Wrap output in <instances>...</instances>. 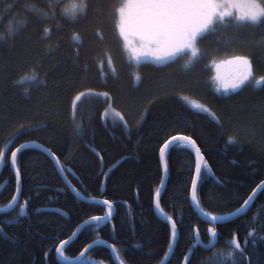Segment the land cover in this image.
Wrapping results in <instances>:
<instances>
[{"label": "trees", "instance_id": "trees-1", "mask_svg": "<svg viewBox=\"0 0 264 264\" xmlns=\"http://www.w3.org/2000/svg\"><path fill=\"white\" fill-rule=\"evenodd\" d=\"M79 2L0 0V36L6 38L0 40V147H7L5 142L19 129L12 148L29 142L50 148L60 164L71 170L65 176L82 196L115 201L112 223L93 235L78 233L66 246V256L76 257L95 240L114 244L120 263L159 264L170 239V227L152 204L155 189L161 187L158 148L163 139L180 133L197 141L214 173L202 181L197 193L205 211L230 215L264 180V91L260 90L264 86L249 85L218 93L210 63L213 59L219 62L232 55H246L252 60L255 75H264V27L207 36L200 43L208 50L207 58L191 72L183 69L187 57L171 66L151 62L137 66L128 58L110 16V6L117 0H90L88 19L72 22L74 6ZM37 11H55V21L39 19ZM44 27L51 28L50 38L44 36ZM10 33L15 34L14 42L7 39ZM73 33L79 40L73 38ZM234 35L238 39L225 46L223 42ZM109 56L112 66L108 65ZM33 68L44 86L20 79ZM86 89L107 92L112 101L95 94L78 101L75 119L82 125V132L77 133L72 102ZM182 96L205 104L216 113L219 123L193 109ZM110 106L124 115L128 130L114 123L118 119L114 112L113 118H102ZM137 121H141L139 125ZM229 137L236 142L227 143ZM166 162L168 173L160 203L166 215L175 214L180 222L174 254L166 264H184L193 244V226H199L200 238L207 243L210 236L206 229L210 225L187 196L194 153L174 149L166 154ZM19 163L23 177L19 202L30 203L26 217L3 226L7 235L0 234V264H66L50 245H58L83 219L102 215L105 209L80 201L38 147L24 150ZM0 165V208H5L15 190V176L6 162ZM105 172L109 173L106 183ZM57 209L67 212L71 222ZM7 213L14 218L18 208L0 212V220L9 219ZM213 227L217 228L218 242L210 251L197 246L191 264H213V253H223L215 257V264H264V189L244 213ZM250 230H254L253 236L248 235ZM234 235L244 248L243 257L238 253L227 257L233 250L230 241ZM84 258L116 264L110 250L101 243Z\"/></svg>", "mask_w": 264, "mask_h": 264}, {"label": "snow or ice", "instance_id": "snow-or-ice-1", "mask_svg": "<svg viewBox=\"0 0 264 264\" xmlns=\"http://www.w3.org/2000/svg\"><path fill=\"white\" fill-rule=\"evenodd\" d=\"M49 7H52L50 4ZM92 7L90 0H80V2L74 6V11L71 16L72 22H82L88 19L89 10ZM39 19L44 21H55L56 13L53 11L49 14L46 11H37ZM110 16L114 21V28L118 33V36L124 41V49L130 60L134 61L137 66L142 62H151L160 66H171L179 60L187 57L184 61L183 69L186 72L194 70L198 63L203 62L208 55V50L201 48L200 43L207 36H219L220 34L232 31L234 34L245 28H257L264 27V0H117L110 6ZM63 18V17H62ZM61 26L57 24V29ZM51 28L44 27L43 34L45 37L50 38ZM73 38L79 40L76 33H73ZM6 38L0 36V40ZM7 39L15 40V34L10 33ZM238 36H235L228 41H224L225 46L231 44ZM219 44L220 42L217 41ZM51 51V49H49ZM219 51V48H217ZM211 65L216 70V75L213 77V85L217 92H229L235 90H242L249 85L264 86V75L257 77L255 75L252 60L246 55H232L227 60L216 61L213 59ZM113 60L108 57V65L112 66ZM224 64L231 65L234 69L230 78H225L221 74V67ZM205 68L209 65L205 64ZM115 68H112L113 74H115ZM136 79H139L138 74H134ZM30 84L36 86H44V81L41 79L35 68L29 69L25 72L24 76L20 77ZM264 91V87H261ZM28 91V89H25ZM102 95L106 101H112L109 93H95L93 89H86L79 92L73 99V124L77 133L82 132V125L76 122L75 110L77 102L80 101L86 95ZM193 109L198 110L199 113L207 114L212 120L219 123V118L215 112H212L205 104L193 101L187 96L181 97ZM114 102V101H113ZM109 111L114 112L118 118L114 123L122 124L125 130H128V123L124 115L120 112H116L115 109H105L102 113V118L107 120ZM143 115H141V120ZM141 121H137V125ZM24 127V126H21ZM20 130L17 129L5 142L7 147H0V164L6 162V166L10 167L15 176V190L11 196L10 201L5 208H0V212H4L6 209L15 210L18 208V214L16 217H11L10 213H7L10 218L7 220H0V234L4 233V225H13L18 223L20 218L27 216V206L30 201L25 200L23 203L19 202V196L22 194V169L19 163L20 154L30 147L35 142L20 143L17 147L12 148L11 144L15 143L18 138ZM234 137H229L227 143H235ZM46 153L56 163L57 169L62 176L66 172L71 171L63 167L60 164L59 157L50 148L36 145ZM182 149L188 151L190 154L194 153L195 166L194 171L190 176V187L187 192V196L190 197L191 205L199 211L202 217L207 218L209 227L206 229L207 234L213 239L204 243L200 238L199 226H193L192 239L193 244L189 247L187 254L184 257V264H191V256L195 251L196 246H202L203 250L210 251L215 247V243L218 242L217 228L211 226L217 222H222L228 219V216L221 214H214L212 212L205 211L201 207V202L198 197V189L203 180L212 173V170L204 158L201 148L198 146L197 141L190 135H184L177 133L175 135L168 136L163 139V143L158 148L160 166L164 175L160 178V186L155 189L152 204L156 211L164 217L167 225L170 227V239L168 242L167 250L164 253V260L160 261V264H164L165 260L170 261V256L174 254V245L176 243L177 234L179 231V221L175 218V214L169 216L166 215L164 209L161 207V188L165 185V178L168 173V164L166 162V154H170L171 150ZM97 156L100 154L97 152ZM100 163L103 164V157L100 156ZM108 172L104 173L105 181L108 176ZM65 183L71 187V190L76 193L80 201L87 202L91 206L100 207L105 209L102 215H90L86 219H83L77 224L79 234L93 235L98 233L104 226L112 223L114 219L113 209L115 207V201L111 199H98L96 196H82L80 190L72 187L71 181L64 176ZM264 189V180L253 188L252 193L243 200L239 208H237L231 216H238L243 213L246 208L253 202L254 197L258 190ZM127 204V201L124 202ZM57 211L62 217H68V222H71L67 212ZM113 224V230H114ZM249 236L254 235V230H250ZM78 236L77 231H73L68 239L60 240L58 245H50L55 247V251L66 262V264H102L91 258L85 259L84 257L97 243L105 244L103 241H95L86 244L80 251L79 255L73 258H69L65 255L66 246L70 245V242H74L73 238ZM54 237L53 239H56ZM247 239L245 240V244ZM232 251L227 254L228 258L234 257L237 253L243 257L244 248L241 243L233 236L230 241ZM105 246L111 253H118V249L113 245ZM46 257L49 253H45ZM223 255V253H213V264H215V257ZM116 259L119 256L116 255ZM123 264V261H121ZM233 264H238L237 261H233Z\"/></svg>", "mask_w": 264, "mask_h": 264}, {"label": "water", "instance_id": "water-1", "mask_svg": "<svg viewBox=\"0 0 264 264\" xmlns=\"http://www.w3.org/2000/svg\"><path fill=\"white\" fill-rule=\"evenodd\" d=\"M36 145H39V144H38V143H34V144H33L34 147H36ZM39 149H41V148H39ZM49 158L51 159V157H49ZM51 161L54 163V165H55V167H56V169H57L56 163H55L52 159H51ZM1 169H2V166L0 165V172H1ZM57 171H58V169H57ZM58 173L60 174L59 171H58ZM162 175H164L163 171H162ZM60 176H61L63 182L65 183V179H64L65 174H64V176H62V175L60 174ZM166 178H167V176H166ZM166 178H165V183H166ZM65 185L71 190V187H69L68 184L65 183ZM164 186H165V185H164ZM163 188H164V187H162L161 190H162ZM71 191H72V190H71ZM259 191H260V190H258L257 193H258ZM251 193H252V192H251ZM257 193H256V194H257ZM255 196H256V195H255ZM192 206L194 207V209L196 210V212L200 215L199 211L195 208V206H194V205H192ZM249 206H250V205H249ZM249 206H248V207H249ZM247 209H248V208H246L245 211H246ZM245 211H244V212H245ZM244 212H243V213H244ZM157 213L160 215V213H159L158 211H157ZM240 214H242V213H240ZM240 214H239V215H240ZM160 216H161V215H160ZM200 216H201V215H200ZM227 216H228V219L231 218V217H235V216H231V215H227ZM161 217L164 218L163 216H161ZM201 217H202V216H201ZM202 218L207 222V218H206V217H202ZM228 219H226V220H228ZM226 220H225V221H226ZM222 222H223V221H222ZM207 223H208V222H207ZM217 223H220V222H217ZM217 223H215V224H217ZM215 224H212L211 226H214ZM75 231H77V232L79 233V230H78V229H76ZM74 238H75V237H74ZM74 238H73V239H74ZM67 239H68V238H67ZM176 239H177V238H176ZM211 239H213V238H212V237H209V240H211ZM216 240H217V238H216ZM105 244H106V245H110V244H107V243H105ZM105 244H104V245H105ZM215 244H216V243H215ZM196 247H197V246H196ZM199 247L202 248V246H199ZM56 255H57V258H58L61 262L66 263L64 260H62V258L59 256V254L56 253ZM78 255H79V254H78ZM111 255H112V258L114 259V262H115L116 264H121V263L119 262V260L116 259V254L111 253ZM170 257H171V256H170ZM162 260H164V258H163ZM162 260H161V261H162ZM167 262H168V260H165V261H164V264H166ZM159 264H160V263H159Z\"/></svg>", "mask_w": 264, "mask_h": 264}, {"label": "rangeland", "instance_id": "rangeland-1", "mask_svg": "<svg viewBox=\"0 0 264 264\" xmlns=\"http://www.w3.org/2000/svg\"><path fill=\"white\" fill-rule=\"evenodd\" d=\"M68 10V9H67ZM72 11V9L71 8H69V10H68V12H71ZM124 42V41H123ZM126 54H127V52H126ZM128 56V55H127ZM129 58V57H128ZM188 59V58H187ZM222 60H227V59H222ZM132 61V60H131ZM213 71H214V74L212 75V81H213V77L216 75V70H215V68L213 67ZM220 71H221V74L227 79V78H230V75H231V73H233V71H234V69H233V67L231 66V65H228V64H224V65H222V67H221V69H220ZM222 92V91H221ZM191 100H193V101H198V100H196V99H193V98H190ZM199 103H202V102H200V101H198ZM189 104V103H188ZM203 104V103H202ZM190 105V104H189ZM109 108H111V109H113L111 106L110 107H108V109ZM113 115L115 116V114L113 113ZM112 115V111H111V113H110V111H109V113H108V116L109 117H111V118H113L114 116ZM116 117V116H115Z\"/></svg>", "mask_w": 264, "mask_h": 264}, {"label": "bare ground", "instance_id": "bare-ground-1", "mask_svg": "<svg viewBox=\"0 0 264 264\" xmlns=\"http://www.w3.org/2000/svg\"><path fill=\"white\" fill-rule=\"evenodd\" d=\"M11 3V2H10ZM205 78V77H204ZM219 93V92H218ZM108 134V133H107ZM69 163V162H68ZM109 187V186H108ZM183 217V216H182ZM64 237V236H63ZM253 249V248H252Z\"/></svg>", "mask_w": 264, "mask_h": 264}, {"label": "flooded vegetation", "instance_id": "flooded-vegetation-1", "mask_svg": "<svg viewBox=\"0 0 264 264\" xmlns=\"http://www.w3.org/2000/svg\"><path fill=\"white\" fill-rule=\"evenodd\" d=\"M225 93V92H224Z\"/></svg>", "mask_w": 264, "mask_h": 264}]
</instances>
